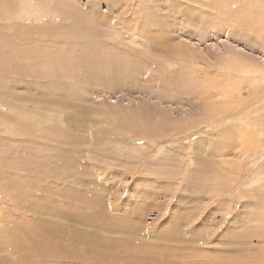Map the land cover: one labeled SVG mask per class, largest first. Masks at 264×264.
I'll return each mask as SVG.
<instances>
[{
    "label": "rangeland",
    "instance_id": "obj_1",
    "mask_svg": "<svg viewBox=\"0 0 264 264\" xmlns=\"http://www.w3.org/2000/svg\"><path fill=\"white\" fill-rule=\"evenodd\" d=\"M263 246L264 0H0V264Z\"/></svg>",
    "mask_w": 264,
    "mask_h": 264
},
{
    "label": "bare ground",
    "instance_id": "obj_2",
    "mask_svg": "<svg viewBox=\"0 0 264 264\" xmlns=\"http://www.w3.org/2000/svg\"><path fill=\"white\" fill-rule=\"evenodd\" d=\"M155 47V46H154ZM22 53V52H21ZM167 57V56H166ZM180 59H185V57H180V56H178ZM167 58H169V57H167ZM178 59V58H177ZM171 60V59H170ZM122 101V100H121ZM111 105V104H110ZM86 115V114H85ZM98 123V122H97ZM95 124V123H94ZM91 129V128H90ZM89 129V130H90ZM92 132V131H91ZM42 140V139H41ZM43 141V140H42ZM45 141V140H44ZM47 141V140H46ZM74 141V140H73ZM68 142V145H70V143H69V140L67 141ZM75 143V142H74ZM48 144H49V142H48ZM73 142H71V147H73ZM43 146H45V144L43 145ZM45 147H49V146H45ZM75 147V146H74ZM77 148V147H76ZM47 150H49V149H47ZM46 150V151H47ZM52 150V149H51ZM53 151V150H52ZM76 151V150H75ZM54 152V151H53ZM74 152V151H73ZM59 153V152H58ZM75 153V152H74ZM54 154H55V152H54ZM73 154V153H72ZM56 155V157L59 155H57V153L55 154ZM77 157V156H76ZM75 157V158H76ZM80 159H81V157H80ZM79 159V160H80ZM76 160V159H75ZM78 160V159H77ZM80 163V162H79ZM73 180H74V178H73ZM93 198H94V200L96 201V193H93ZM17 207V206H16ZM20 208V207H19ZM21 209V208H20ZM111 217H113V218H115V215H110ZM170 221H172V219H170ZM195 233H193V235H194ZM196 235V234H195ZM254 237H259V236H257V235H255ZM261 238V237H260ZM195 240V239H194ZM196 241V240H195ZM17 243H18V241H16ZM197 243H199V242H197ZM264 247V246H263ZM263 247H259V250H262L263 249ZM122 250V249H121ZM124 251V250H123ZM126 252V251H125ZM127 253V255H128V259L127 258H125L126 259V261L127 262H125V264H142L143 263V259L142 258H145V253H143V254H141L140 256L138 255V254H136L135 252H133V251H127L126 252ZM104 254L106 255V253H104V252H100L99 250L95 253V255H96V257H99V259H97V261H99L103 256H104ZM93 254H91V253H88V254H85L84 256H83V258H82V264H94V262H93V256H92ZM178 256V255H177ZM141 257V258H140ZM114 258V257H113ZM117 258V257H116ZM116 258H114V259H116ZM170 258H172V257H170ZM118 259V258H117ZM124 259H122V261H123ZM119 263V262H118ZM123 263V262H122ZM121 264V263H120ZM124 264V263H123Z\"/></svg>",
    "mask_w": 264,
    "mask_h": 264
},
{
    "label": "crops",
    "instance_id": "obj_3",
    "mask_svg": "<svg viewBox=\"0 0 264 264\" xmlns=\"http://www.w3.org/2000/svg\"><path fill=\"white\" fill-rule=\"evenodd\" d=\"M31 171V170H30ZM40 172V171H39ZM39 172H37V173H35V174H40V175H42V178L43 179H45L44 177L48 174L47 172H41V173H39ZM43 179H41V180H43ZM53 179H55V178H53L51 175H47V178L45 179V180H53ZM13 193H14V195H13V201L15 202V207L17 206V207H20L21 209H24L25 208V210H27L26 208H28V207H24L23 206V202H26V200H28L29 201V207H34V206H37V203L39 202V201H41V203H45V202H49V201H46V200H43V199H40V198H38V199H30L29 197H28V195H26L23 191H12ZM58 198V197H57ZM55 200V199H54ZM55 221L52 219V218H47V219H44L43 220V223L45 224V227H44V229H48V226L50 225V224H53Z\"/></svg>",
    "mask_w": 264,
    "mask_h": 264
}]
</instances>
